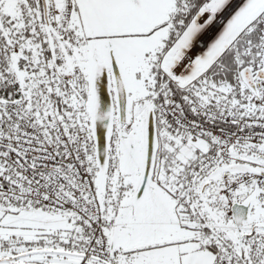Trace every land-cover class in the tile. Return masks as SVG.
<instances>
[{"label":"snow or ice","instance_id":"snow-or-ice-1","mask_svg":"<svg viewBox=\"0 0 264 264\" xmlns=\"http://www.w3.org/2000/svg\"><path fill=\"white\" fill-rule=\"evenodd\" d=\"M0 264H264V0H0Z\"/></svg>","mask_w":264,"mask_h":264}]
</instances>
